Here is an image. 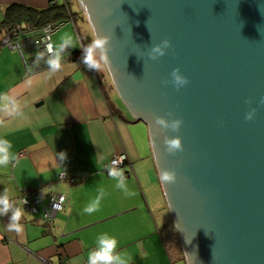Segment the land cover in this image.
Masks as SVG:
<instances>
[{
    "label": "water",
    "instance_id": "obj_1",
    "mask_svg": "<svg viewBox=\"0 0 264 264\" xmlns=\"http://www.w3.org/2000/svg\"><path fill=\"white\" fill-rule=\"evenodd\" d=\"M87 3L93 28L113 37L109 71L128 111L149 125L158 170L178 173L163 188L187 262L264 264V0ZM164 38L172 47L150 59ZM177 67L189 80L179 90L164 83ZM157 115L183 119L166 134L180 135L184 151H164Z\"/></svg>",
    "mask_w": 264,
    "mask_h": 264
},
{
    "label": "crops",
    "instance_id": "obj_2",
    "mask_svg": "<svg viewBox=\"0 0 264 264\" xmlns=\"http://www.w3.org/2000/svg\"><path fill=\"white\" fill-rule=\"evenodd\" d=\"M61 1L0 0V97L13 98L19 109L0 111V137L10 141L18 160L0 168V193L7 188L18 200L25 191L43 192L47 199L62 193L69 199L49 228L41 220L43 206L25 209L21 233L7 229L10 213L0 216V264H42L40 258L86 264L103 233L118 238L130 264H189L180 247L169 249L164 240L173 219L157 178L149 125L132 116L116 87H107L103 69H87L82 48L70 46L62 69L48 76L45 62H35L39 50L30 34L14 38L20 47L3 42L12 30L1 25L9 5L41 9ZM19 25L23 30L42 27ZM61 152L66 153L63 162ZM115 154L127 156L121 168L132 196L117 189L107 173L105 166ZM62 171L68 178L59 177ZM101 192L99 211L83 213Z\"/></svg>",
    "mask_w": 264,
    "mask_h": 264
},
{
    "label": "clouds",
    "instance_id": "obj_3",
    "mask_svg": "<svg viewBox=\"0 0 264 264\" xmlns=\"http://www.w3.org/2000/svg\"><path fill=\"white\" fill-rule=\"evenodd\" d=\"M80 5L92 17L89 4L87 0H80ZM92 39L86 46H82V62L85 67L91 71L99 72L105 68H111V41L112 35L99 33L96 27L93 28L91 33ZM73 46L71 36H64L61 40L47 45V58L45 53L37 51L35 53V62L39 64L41 60L45 62L49 71L48 76L60 71L63 67V59L66 54V50ZM172 47V41L169 38H164L158 43L152 44L148 50V57L152 60L159 59L164 56L169 48ZM165 84H173L177 90L184 87L189 83L187 76H185L179 67L174 68L171 72L170 78L164 81ZM247 103L251 104V98ZM264 103V99L261 100ZM0 111H4L6 114L18 113L19 109L13 98L8 96L0 97ZM256 108H252L245 115L246 120H253L256 115ZM172 114L169 113V116ZM182 118L175 117L169 119L166 116L157 115L154 117V125L158 132L164 134L163 144L164 151L170 155H175L184 151L183 138L180 135H168L166 133L171 132L178 133L183 125ZM0 124H3V120H0ZM152 127V125H151ZM12 144L7 139L0 137V168L7 167L10 164L15 166L18 160L14 153L11 151ZM60 158L62 162L66 159V153L61 152ZM157 158L159 159L158 155ZM123 163V160H113L106 166L107 173L114 181H116L115 187L124 192L125 196H132V192L127 185V178L125 176V169L119 167ZM157 178L159 182L166 188L168 185L175 184L179 177L175 169L171 168H159L157 172ZM103 193L101 192L92 202L84 207L83 213L92 215L99 211L101 198ZM26 198L22 201L16 199L7 188L0 193V216H7L10 213L9 221L7 223V229L16 233L23 231V225L21 223L25 214L24 204ZM170 203V209H172ZM175 230L179 231L178 222L174 225ZM86 264H130V257L120 248L118 238L108 233L100 234L96 238L95 247L91 249L87 256Z\"/></svg>",
    "mask_w": 264,
    "mask_h": 264
},
{
    "label": "built area",
    "instance_id": "obj_4",
    "mask_svg": "<svg viewBox=\"0 0 264 264\" xmlns=\"http://www.w3.org/2000/svg\"><path fill=\"white\" fill-rule=\"evenodd\" d=\"M63 24V21L48 23L40 28L31 30H23L19 24H16L13 26L11 33L3 39V42L8 46L20 47V43H16L14 38H18L21 34H30L31 44L39 51L44 52L45 56H47V45L49 43L53 44L51 35L60 27H62ZM120 159L123 160V163L120 164L119 167L123 166L126 163L127 156L125 154H115L106 164V166L110 164L111 161ZM59 177L68 178L67 174L64 171L60 172ZM24 198H26L27 201L24 204L25 209L37 211L39 210V206H43L41 208V220L48 228L53 223L56 212L62 210L69 204V199L65 194L62 193H52L47 199L43 192L25 191L24 194L19 198V200L22 201ZM164 240L168 248L172 249L174 246V239L171 237L169 229H166V231H164ZM40 261L42 264H53L47 258H40Z\"/></svg>",
    "mask_w": 264,
    "mask_h": 264
},
{
    "label": "trees",
    "instance_id": "obj_5",
    "mask_svg": "<svg viewBox=\"0 0 264 264\" xmlns=\"http://www.w3.org/2000/svg\"><path fill=\"white\" fill-rule=\"evenodd\" d=\"M74 15H79L85 19L80 11L72 8L71 0H62L60 3L54 2L41 9L16 3L5 9V18L1 25L10 29L16 24L26 27H39L48 23L64 22V19ZM74 180L73 178L72 181Z\"/></svg>",
    "mask_w": 264,
    "mask_h": 264
},
{
    "label": "rangeland",
    "instance_id": "obj_6",
    "mask_svg": "<svg viewBox=\"0 0 264 264\" xmlns=\"http://www.w3.org/2000/svg\"><path fill=\"white\" fill-rule=\"evenodd\" d=\"M71 2L72 8L80 11L84 15L85 19L80 17L79 15H74L73 17L64 19L65 25H63L61 28L58 29V31L52 34V39L54 43H57L64 36H71L73 41V46H71V48L75 50L80 49L82 46H86L88 43H90L92 39L91 33L93 31V26L86 14L83 12L82 6L80 5V0H71ZM23 55L26 61H29L30 54H28V51L25 47H23ZM103 73H105L104 76L106 77L105 80L107 82V87H115L109 68L103 69ZM124 106L126 107L125 104ZM171 215L173 219V223L169 224V231L171 237L174 239V244L180 247L182 253L185 254L179 231L175 230L174 227L175 221L172 212Z\"/></svg>",
    "mask_w": 264,
    "mask_h": 264
},
{
    "label": "bare ground",
    "instance_id": "obj_7",
    "mask_svg": "<svg viewBox=\"0 0 264 264\" xmlns=\"http://www.w3.org/2000/svg\"><path fill=\"white\" fill-rule=\"evenodd\" d=\"M83 9V12L86 14V16L88 17V19L90 20L89 16H88V13L85 11V9L82 7Z\"/></svg>",
    "mask_w": 264,
    "mask_h": 264
}]
</instances>
